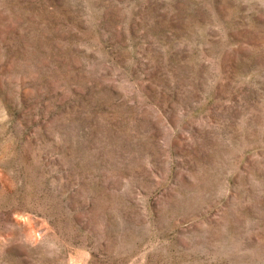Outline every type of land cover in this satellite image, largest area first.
I'll return each instance as SVG.
<instances>
[{
  "label": "rangeland",
  "instance_id": "obj_1",
  "mask_svg": "<svg viewBox=\"0 0 264 264\" xmlns=\"http://www.w3.org/2000/svg\"><path fill=\"white\" fill-rule=\"evenodd\" d=\"M0 264H264V0H0Z\"/></svg>",
  "mask_w": 264,
  "mask_h": 264
}]
</instances>
